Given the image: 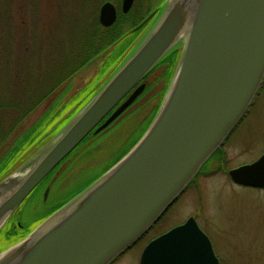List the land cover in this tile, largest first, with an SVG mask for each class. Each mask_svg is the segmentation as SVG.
Returning a JSON list of instances; mask_svg holds the SVG:
<instances>
[{"label":"water","instance_id":"water-1","mask_svg":"<svg viewBox=\"0 0 264 264\" xmlns=\"http://www.w3.org/2000/svg\"><path fill=\"white\" fill-rule=\"evenodd\" d=\"M180 66L155 120L135 147L68 208L6 250L0 264H111L178 200L241 121L264 79V0H195ZM135 0H122L129 13ZM190 0L167 5L145 41L121 66L29 175L0 203V227L92 132L119 118L143 93L145 77L173 50ZM134 28L138 32L156 15ZM114 4L99 22L113 26ZM233 183L264 189V154L229 171ZM0 189V194L2 193ZM49 190L45 194L47 198ZM140 264H220L195 218L152 240Z\"/></svg>","mask_w":264,"mask_h":264},{"label":"rangeland","instance_id":"rangeland-1","mask_svg":"<svg viewBox=\"0 0 264 264\" xmlns=\"http://www.w3.org/2000/svg\"><path fill=\"white\" fill-rule=\"evenodd\" d=\"M170 1L165 0L158 8L155 18L139 31L127 51L101 81L96 76L113 49L54 89L56 83L52 85V79H56L60 71L62 46L64 42L68 43L69 33L73 35L71 27L77 28V16L86 21L88 16L92 19L97 15L99 20L100 8L105 2H111L120 11L122 0H0V105H4L0 108V138L10 131L17 116L9 106H26L24 96L28 102L33 100L34 94L37 97L40 88L45 91L54 89L52 95L0 143L1 161L15 140L26 131L30 130L35 136L46 128L45 134L36 138L35 143L26 148L0 176V187L4 183L9 184L3 188L4 197L29 175L145 41ZM157 2L136 0V17L142 16L149 8L153 9ZM186 43L179 40L172 50L178 54L174 68L169 62L159 64L144 82L147 92L56 168L39 191L23 203L18 216L0 227V254L19 244L44 221L66 210L79 193L108 173L137 145L164 103ZM45 79H48L46 87L42 86ZM84 89L94 92L90 100L85 103H82L83 98L77 100L75 106H70L68 113L61 117L56 109L49 118L52 123H42L47 112L54 109L59 100L68 106L72 98ZM154 114L152 123L143 131L145 121ZM263 154L264 79L241 121L197 172L179 199L134 246L111 264H140L142 253L152 240L192 217L210 238L220 264H264V189L239 186L229 176L230 170L250 164ZM19 223L25 228L19 227Z\"/></svg>","mask_w":264,"mask_h":264},{"label":"trees","instance_id":"trees-1","mask_svg":"<svg viewBox=\"0 0 264 264\" xmlns=\"http://www.w3.org/2000/svg\"><path fill=\"white\" fill-rule=\"evenodd\" d=\"M150 1H152V0H150ZM135 3H136V0H135ZM164 3H165V0H158V2L155 4V7H153V9L149 8L144 14H142V16H139L138 18L136 17L138 10H137V12H135L136 8H137L136 4H134L133 8L131 9V11L128 14H123L120 10L117 22L113 26L108 27V28H105L100 24L97 15L94 16L92 19H90L89 18L90 16H88L86 21L83 20L81 18V16H79V17L77 16L76 21H75V23H76L75 25L77 28L71 27L73 35H71L69 33L68 43L64 42L63 46H62V57H61L60 71L58 73V77L56 79L55 78L52 79L53 80L52 85L54 83H56V84H54V89H57V87L59 85L61 86L64 83H66L68 80H70L72 77H74L78 72H80L83 68H85L89 64L95 62L99 58L103 57L110 49H113L110 52V55L107 56V59H105L104 65L102 66L98 75L96 76V79L101 81L104 78V76L107 74V71L115 65L118 58L121 57L125 51H127L129 46L131 45V43L135 40V38L139 32H135V33L132 32L133 28L136 27L137 25H139L145 18H147L153 11L158 9ZM177 59H178L177 52H170L162 60L161 63H168L169 62L170 65L174 68V65L176 64ZM157 67H155L154 70ZM54 70H55V68H54ZM148 76H146V78ZM47 80L48 79H45L43 81L42 86H45V87L48 86ZM54 89L52 91H49V90L45 91L46 89L44 90V89L40 88L39 92L37 93V97H36V94H34L33 100L28 101V102H26L28 99H26L24 96L23 101L25 104H27L26 106L16 105L17 100H16V103L14 104L16 106H13V105L9 106L12 108L13 111H15L17 113V116L15 118V121H14L11 129H10L11 132L9 131L5 135H3L2 138H0V143H3L4 140L9 137L10 133L12 134V131L14 130V128H16L18 123H20L36 107L40 106L41 103L46 101V99L52 95V93L54 92ZM146 92H147V90L145 89V91H143V93L138 97V99L135 101V103ZM93 93L94 92H92V90L88 91V89H84L83 91L76 94L72 98V100L70 101V104L68 106L62 105L63 101L59 100V102L54 105V109L49 110V112H47L42 123H44V122L49 123L50 122L49 118L52 115V113H54V110L57 109L59 111L58 114L61 117L62 115L68 113L67 111L70 109L69 108L70 106H75V104H76L75 102L77 100L83 98L84 101L82 100L83 101L82 103H85L92 98V96L94 95ZM165 93H166V91L163 93V96ZM61 106H63V107H61ZM159 106H161V105H159ZM79 107L82 108L83 106H78V108ZM0 108L2 109L3 106H0ZM154 117H155V114L153 117H151L145 121V124L143 126V131H146L148 129V127L152 123ZM50 123H52V122H50ZM45 129L46 128H44L38 134H35V136H33L34 135V134H32L33 132L31 133V132H29L30 130H28L24 134H22L21 137H19V138H17V140H15L13 147L10 150V152L7 154V156L4 158V160L0 161V176L3 175L7 171L8 167L22 154V152L26 148H28L31 144L35 143L36 138L40 137L42 135V133L45 131ZM44 134L45 133H43V135ZM99 134H94V132H92L68 157H70L83 144L88 142L93 136L99 135ZM142 135H143V133H142ZM141 136H140V138H141ZM59 166L57 168H59ZM53 172L49 176H51L53 174ZM48 177L46 179H48ZM64 204H66V203H64Z\"/></svg>","mask_w":264,"mask_h":264},{"label":"bare ground","instance_id":"bare-ground-1","mask_svg":"<svg viewBox=\"0 0 264 264\" xmlns=\"http://www.w3.org/2000/svg\"><path fill=\"white\" fill-rule=\"evenodd\" d=\"M179 0H173L174 3H176ZM197 10V5H196V1L195 0H190V4L188 5V10H187V19H186V25L184 28V31L182 32V34L180 35L178 41L183 40V41H187L188 40V35H189V31L193 25V21H194V17H195V13ZM7 186H9V184L4 183L0 189H2V193L0 194V203L2 202V200L4 199V189ZM73 207V206H72ZM72 207L68 208V210H66L64 213H62L57 219H59L60 217H64L65 214H67ZM11 254L8 253H4V254H0V263L5 261Z\"/></svg>","mask_w":264,"mask_h":264},{"label":"flooded vegetation","instance_id":"flooded-vegetation-1","mask_svg":"<svg viewBox=\"0 0 264 264\" xmlns=\"http://www.w3.org/2000/svg\"><path fill=\"white\" fill-rule=\"evenodd\" d=\"M134 4H135V2H134ZM119 11V10H118ZM118 17H119V14H118ZM0 106H4V105H0ZM45 182V180L42 182V183H44ZM42 183L34 190V192L30 195V197H29V199L34 195V194H36L39 190V187L42 185ZM48 187H50L49 185H48ZM48 187H46V189L48 188ZM45 189V190H46ZM19 211H20V209H18V211L16 212V213H14L9 219H8V221L7 222H9V221H11V219L13 218V217H16V216H18V213H19ZM19 227H22V228H25V226L24 225H22L21 223H19Z\"/></svg>","mask_w":264,"mask_h":264}]
</instances>
